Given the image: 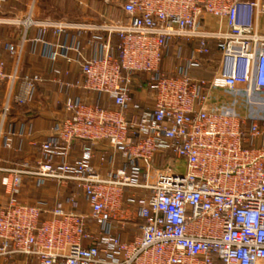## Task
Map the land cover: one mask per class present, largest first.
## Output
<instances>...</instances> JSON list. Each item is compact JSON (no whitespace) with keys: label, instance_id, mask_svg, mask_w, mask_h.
<instances>
[{"label":"built area","instance_id":"built-area-1","mask_svg":"<svg viewBox=\"0 0 264 264\" xmlns=\"http://www.w3.org/2000/svg\"><path fill=\"white\" fill-rule=\"evenodd\" d=\"M37 2L24 19H0L23 29L20 44L6 47L13 73L0 55V90L8 85L0 150L20 154L28 141L34 151L21 162L0 155V264H264V124L214 103L223 91L264 93V0H124L125 20L105 25L37 20ZM33 28L34 52L40 44L52 63L81 71L69 81L70 70L53 66L68 116L42 142L30 124L4 129L13 105L32 104L46 82L20 73ZM86 32L99 42L106 35L91 58L80 42ZM176 44L182 64L173 73L163 64ZM211 65L210 78L193 77ZM138 78L153 91L152 106L135 101ZM75 90L105 96L111 107L75 98ZM76 142L82 153L73 157ZM100 146L110 154L96 167ZM166 157L177 160L174 168L159 165ZM51 182L60 195L73 192L50 209L24 200L26 183ZM136 218L143 223L126 241Z\"/></svg>","mask_w":264,"mask_h":264},{"label":"crops","instance_id":"crops-1","mask_svg":"<svg viewBox=\"0 0 264 264\" xmlns=\"http://www.w3.org/2000/svg\"><path fill=\"white\" fill-rule=\"evenodd\" d=\"M112 1V0H111ZM40 0L37 2V6L35 8L34 16L37 20H57L51 17L50 13L48 15L42 14L43 11L40 9ZM112 3V2H111ZM30 6V0H6L0 6V19L6 20H15V19H24L27 16L28 10ZM100 19V20H99ZM98 20H74L67 22H78V23H93L99 24H118L122 21L118 22H109L107 21V14L104 15L100 13ZM125 20V16L123 15V21ZM63 21V20H60ZM23 29L13 25H0V55L5 59L7 63L6 71L7 73H13L15 68V58L12 56L6 49L7 44L19 45L22 39ZM75 32L69 33L68 44H72L74 39ZM38 36V30L33 28L28 33V41L25 45V53L22 58V62L20 65V73L22 74H39L42 75L46 82L40 84L37 93L35 94L34 101L32 104L28 105L31 107L30 110L22 111L21 109H13L11 111L10 116L8 117L4 129L8 130L9 126L13 123L21 124L26 123L33 126V137L38 141L42 142L52 137H56L58 135V126L63 121L68 114L64 109V101L65 95L63 91L60 90L59 86L54 82V75L52 73L53 66L62 69V70H70L71 76H69V81L77 80L81 77L80 67L77 64L67 63L63 60H60L58 63H52L48 58H45L41 55L42 53V45L38 44L36 47V52L33 51L32 40H34ZM102 40L96 41L94 39V33L86 32L83 34L80 42L84 49L85 56L87 58H91L95 55V53L99 50L101 43H106L105 34H101ZM49 41H52V37L49 34L47 36ZM113 39L118 40L116 37ZM70 56L74 58V54L71 52ZM194 72H192V75ZM198 74V73H197ZM136 88V87H135ZM3 89L5 90L4 102L7 95L8 85H4ZM73 97L80 98H89L90 101H98L104 107H111V104L107 101L105 96L102 95H89L83 91H73ZM136 102H147L148 98L143 93H135ZM4 104V103H3ZM3 109V107H2ZM0 110V128L2 125V117ZM17 144L19 142L17 141ZM82 143L76 142L75 148L73 151V157H78L82 153ZM23 150L20 154H16L14 152H10L1 148L0 155L1 157L8 162H21L28 156H32L34 151L30 147L28 141H26L23 146ZM96 150V157L93 160L92 164L96 167L100 165V159L103 156H109L110 153H106L104 151V146H100ZM111 152V151H108ZM117 165L120 166L123 162V159L118 156L117 157ZM103 175L106 174V171H101ZM1 179V176H0ZM24 200L29 204L35 205H44L47 208H52L56 205L57 202H63L65 198L70 195L73 190L69 189L64 192L63 195H60L58 192V188L55 183H47L45 186L41 188H33L32 185L26 183L24 188ZM33 191V192H32ZM4 188L0 183V204L2 199H4ZM129 196V194H128ZM80 212L88 214L89 207L82 196H80ZM139 220L133 219L129 221L128 228L125 232L122 233L123 239L126 241L132 240L135 235L138 233L139 229ZM89 224H93L91 220H89ZM118 226V225H117ZM20 259V258H18Z\"/></svg>","mask_w":264,"mask_h":264},{"label":"rangeland","instance_id":"rangeland-1","mask_svg":"<svg viewBox=\"0 0 264 264\" xmlns=\"http://www.w3.org/2000/svg\"><path fill=\"white\" fill-rule=\"evenodd\" d=\"M123 2L124 0H40L39 4L41 11H43L42 14L48 15L50 13V16L57 20H98L100 13H102L104 15L107 14V21L118 22L123 21ZM98 23L102 22L98 21ZM177 45L180 44L171 45V49L163 64L165 71L175 73L178 71L176 70L178 65L182 64L180 59L177 58ZM212 59L209 58V61ZM212 70V65L204 70H196L193 77L210 78L213 75ZM214 103L219 109L233 110L249 120H258L264 124V93L248 95L245 89H240L237 92L223 91L214 96ZM30 109L31 107L27 106L21 110L27 111ZM158 163L160 166L174 168L177 160H173L171 157L159 158ZM18 262L21 264H32L30 260L25 258L18 259Z\"/></svg>","mask_w":264,"mask_h":264},{"label":"trees","instance_id":"trees-1","mask_svg":"<svg viewBox=\"0 0 264 264\" xmlns=\"http://www.w3.org/2000/svg\"><path fill=\"white\" fill-rule=\"evenodd\" d=\"M112 44L113 46L115 47V54L118 56L119 55V51H118V45H119V41L116 40V39H113L112 40ZM3 91V92H2ZM143 92H146L147 94V102H145V104H141V102H138L142 105L143 108H145L146 106H152L153 105V101H154V93L152 90H150V88L148 86H146V83L144 81V79L142 78H138L137 79V85H136V88H135V93H143ZM4 96H5V93H4V89L0 90V107L3 106V100H4ZM134 98H135V94H134ZM136 101V100H135ZM28 105H13L12 107V110L15 108V109H24L25 107H27ZM2 108H0L1 110ZM11 110V111H12ZM11 114V113H10ZM142 221L139 222V226L142 225Z\"/></svg>","mask_w":264,"mask_h":264},{"label":"water","instance_id":"water-1","mask_svg":"<svg viewBox=\"0 0 264 264\" xmlns=\"http://www.w3.org/2000/svg\"><path fill=\"white\" fill-rule=\"evenodd\" d=\"M181 173H182V174H184V173H185V168H183V169L181 170Z\"/></svg>","mask_w":264,"mask_h":264}]
</instances>
